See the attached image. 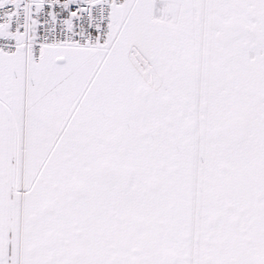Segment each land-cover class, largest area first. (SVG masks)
<instances>
[{"label":"snow or ice","instance_id":"1","mask_svg":"<svg viewBox=\"0 0 264 264\" xmlns=\"http://www.w3.org/2000/svg\"><path fill=\"white\" fill-rule=\"evenodd\" d=\"M0 264H264V0H0Z\"/></svg>","mask_w":264,"mask_h":264}]
</instances>
